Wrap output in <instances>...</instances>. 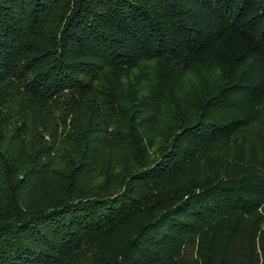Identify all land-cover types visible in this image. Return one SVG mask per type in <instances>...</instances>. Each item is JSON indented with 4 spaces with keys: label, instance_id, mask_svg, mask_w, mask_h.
Instances as JSON below:
<instances>
[{
    "label": "trees",
    "instance_id": "obj_1",
    "mask_svg": "<svg viewBox=\"0 0 264 264\" xmlns=\"http://www.w3.org/2000/svg\"><path fill=\"white\" fill-rule=\"evenodd\" d=\"M0 264H264V0H0Z\"/></svg>",
    "mask_w": 264,
    "mask_h": 264
}]
</instances>
